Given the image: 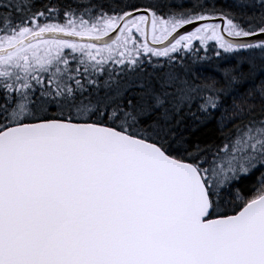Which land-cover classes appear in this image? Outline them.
I'll return each instance as SVG.
<instances>
[{"label":"snow or ice","instance_id":"snow-or-ice-1","mask_svg":"<svg viewBox=\"0 0 264 264\" xmlns=\"http://www.w3.org/2000/svg\"><path fill=\"white\" fill-rule=\"evenodd\" d=\"M0 264H264V0H0Z\"/></svg>","mask_w":264,"mask_h":264}]
</instances>
